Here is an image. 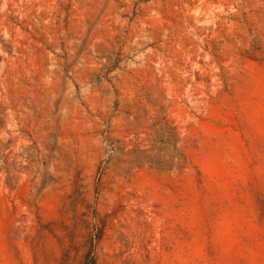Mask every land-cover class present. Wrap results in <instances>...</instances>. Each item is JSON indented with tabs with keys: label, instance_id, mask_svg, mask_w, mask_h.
<instances>
[{
	"label": "rangeland",
	"instance_id": "obj_1",
	"mask_svg": "<svg viewBox=\"0 0 264 264\" xmlns=\"http://www.w3.org/2000/svg\"><path fill=\"white\" fill-rule=\"evenodd\" d=\"M0 264H264V0H0Z\"/></svg>",
	"mask_w": 264,
	"mask_h": 264
}]
</instances>
